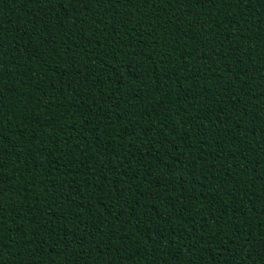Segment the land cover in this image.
I'll return each mask as SVG.
<instances>
[{"label": "trees", "instance_id": "trees-1", "mask_svg": "<svg viewBox=\"0 0 264 264\" xmlns=\"http://www.w3.org/2000/svg\"><path fill=\"white\" fill-rule=\"evenodd\" d=\"M0 264H264V0H0Z\"/></svg>", "mask_w": 264, "mask_h": 264}]
</instances>
